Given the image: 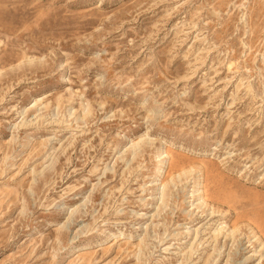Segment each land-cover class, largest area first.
Returning <instances> with one entry per match:
<instances>
[{
	"label": "rangeland",
	"instance_id": "rangeland-1",
	"mask_svg": "<svg viewBox=\"0 0 264 264\" xmlns=\"http://www.w3.org/2000/svg\"><path fill=\"white\" fill-rule=\"evenodd\" d=\"M0 264H264V0H0Z\"/></svg>",
	"mask_w": 264,
	"mask_h": 264
},
{
	"label": "bare ground",
	"instance_id": "bare-ground-1",
	"mask_svg": "<svg viewBox=\"0 0 264 264\" xmlns=\"http://www.w3.org/2000/svg\"><path fill=\"white\" fill-rule=\"evenodd\" d=\"M164 155V154H163ZM166 161L165 162H163V168L162 169H164V168H166ZM164 171V170H163ZM163 171H159L158 172V174H157V176L159 177L161 174H163L164 172ZM159 185H161V184H159ZM204 204H205V202H204ZM220 233V232H219ZM227 233V232H226ZM219 234L217 233V236H218Z\"/></svg>",
	"mask_w": 264,
	"mask_h": 264
}]
</instances>
